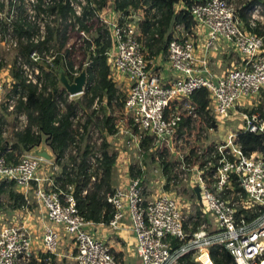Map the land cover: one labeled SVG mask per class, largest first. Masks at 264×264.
I'll use <instances>...</instances> for the list:
<instances>
[{
    "label": "built area",
    "instance_id": "built-area-1",
    "mask_svg": "<svg viewBox=\"0 0 264 264\" xmlns=\"http://www.w3.org/2000/svg\"><path fill=\"white\" fill-rule=\"evenodd\" d=\"M59 3L68 4L74 16L80 18L88 3L95 16L105 24L112 42L105 53L108 80L116 88L122 86L124 113L139 134L152 137L156 146L164 143L173 151L172 139L180 117L172 113L165 118V110L171 103L186 102L200 89L209 94V109L215 125H224L230 115L241 108L239 130L255 134L264 132V117L257 112H248L256 107L253 100L264 90V13L260 5L250 8L246 25L232 0H204L185 5L184 11L194 24L190 32H184L183 25L175 26L182 34L173 37L167 45L166 60L172 74L165 81L161 71L150 69L145 61L144 48L136 38L140 18L134 15L123 18L120 23L114 12L101 18L92 0H0V47L5 52H18L19 43L27 41L16 35L17 21L35 28L28 39L30 43L43 42L47 37V26L54 27L61 22L50 15L48 9ZM71 21L74 22H68ZM78 28L75 24V29ZM256 29L260 33L255 32ZM84 40L91 41V38L84 30H79L77 42ZM224 48L234 53L237 60L219 74L213 73L210 69L212 54ZM56 55L53 49L41 54L31 50L25 59L17 54L14 63L26 83L40 89L44 81L42 70L50 69ZM41 63L46 68L41 69ZM8 68L11 67L8 65ZM80 72L76 68L70 72V83ZM85 87L86 83L75 95L65 91L64 96L67 101H73L83 96ZM61 88L64 89L62 85ZM47 94H52L51 88L47 89ZM19 99L24 101L25 97L10 95L6 104L8 111H14ZM99 105L95 99L91 109L98 111ZM58 106L63 109L61 102ZM184 108L190 109L187 103ZM82 115L79 112L72 118L74 125ZM19 120L22 125L19 130H22L27 123L26 116L22 114ZM77 131L79 137L83 132L81 126ZM119 133L126 134L139 146L140 136L123 127ZM117 134L118 131L111 137L115 139ZM96 157L100 158V155L96 154ZM212 158L216 163L208 161L202 169L194 166L189 170L193 172L191 188L199 189V201L195 196V204L202 215L213 219L215 230L210 235L201 227L188 236L184 229V206L179 197L159 189V194L150 201L143 199V168L140 176L130 178L124 190H114L106 195L113 215L104 225L88 221L78 213L72 186H67L68 192H63L54 185L51 171L48 177L40 176V164L48 161L27 152L15 161H7L0 153V183L14 182L15 189L26 200L25 205L11 210L10 217L5 211L0 212V264H30L32 247L38 243V238L41 252L47 255L46 261L69 247L74 264H120L107 243L96 238L94 233L97 226L117 230L126 217L134 238V254L140 264H180L187 255L202 264L199 259L203 251L209 258L208 248L214 245L223 246L235 264H257L264 259V165L233 145L232 136H228L225 144L214 148ZM92 160L90 163L94 166L95 160ZM206 170H212L211 188L203 178ZM233 182L243 193V199L237 203L223 198L233 191ZM30 191L38 205L35 209L28 206ZM239 209L252 211L256 216L246 222ZM3 220L8 223L2 224ZM171 240L178 243L175 248H172Z\"/></svg>",
    "mask_w": 264,
    "mask_h": 264
},
{
    "label": "trees",
    "instance_id": "trees-1",
    "mask_svg": "<svg viewBox=\"0 0 264 264\" xmlns=\"http://www.w3.org/2000/svg\"><path fill=\"white\" fill-rule=\"evenodd\" d=\"M96 11H99L100 17L114 12L116 20L120 23L123 18L137 16L140 20L136 26V38L144 48V58L150 69L161 71L156 60L165 57L167 45L173 37L180 36L182 32L177 30V24L183 25L184 32H190L193 21L185 11L174 12V7L178 3L190 6L195 1L204 0H142L145 5L152 9L154 15L152 18H145L138 7L141 0H92ZM264 7V0H243L237 5L238 15L242 22L248 23V13L253 5ZM49 14L61 19L54 27L47 26V37L43 42L37 44L30 43L28 39L34 33L35 28L30 25L17 21L15 32L20 37H25L26 42L19 43V54L25 59L27 53L36 50L38 53L55 49L57 53L52 66L46 72L42 70L43 84L40 89L36 85L28 84L15 63L11 66L10 75L14 81L11 94H19L20 98L14 108V112L23 113L26 116L27 123L22 130H15L13 133L14 143L10 150L7 144L0 140V153H3L7 161H15L16 151L28 152L31 148L39 146L44 142L54 156V164L60 167V162L65 157L66 150L73 146L76 149L77 142L81 140L86 133L90 120H96L100 131L104 132L99 144L92 143L85 146L79 156L76 151L70 158V168L60 167L59 176L53 177L54 185L63 192H68L67 186H72V195L76 202L78 213L86 220L95 224L102 223L107 225L112 218L113 209L106 201V195L114 192L113 188V168L116 163L117 155L110 151L111 145L107 142L105 135L112 136L118 129L117 126L123 123L124 129L130 130L135 136H140L139 148L143 153L154 149L153 161L161 169L162 175L167 184L164 190H168V183L174 178V168L176 166H187L188 169L197 166L202 169L208 161L213 164L215 159L209 160L214 148L218 145L208 144L204 132L206 130H218L223 125H215L214 119L209 109V94L207 90L200 89L195 91L186 102H174L165 110L164 117L169 118L172 113H177L180 117L178 129L172 139L173 151L164 143L155 145L152 137L141 136L136 126L132 125V120L123 111L124 95L108 80V65L105 56L106 51L111 48L112 42L105 24L95 16L90 5L87 3L83 7L82 17L74 16L72 9L68 4H55L50 6ZM69 20H74L68 22ZM75 24L79 28L75 29ZM79 30L85 33L93 34L91 41L84 40L77 42ZM260 33L259 29L254 30ZM86 71L87 81L83 96L77 100L67 101L65 90L61 88L58 71H63L68 79H71L70 72L74 69ZM51 88L52 94H47V89ZM9 95V97H10ZM56 98L57 100H55ZM95 99H98L103 114L96 116L97 111L91 110L85 122L73 124L72 118H75L79 112L91 109ZM105 100V105L102 101ZM58 102L63 104L61 110ZM185 103L190 109H186ZM7 107V106H6ZM248 112H257L264 117V111L261 108H253ZM95 118H92V117ZM1 123V121H0ZM81 126L82 133L78 137L77 128ZM221 129V128H220ZM222 144H225L228 136H232V143L238 146L245 155H253L255 159L264 165V132L250 133L243 130L228 131ZM2 135L0 129V137ZM78 137V138H77ZM199 148L203 152L199 155ZM100 155V158L96 157ZM94 158V166L90 159ZM78 161V162H77ZM142 168L129 166V176L135 178L141 175ZM213 170V169H212ZM206 170L203 178L208 187L211 188L212 173ZM94 177V181H91ZM233 191L223 195V198H229L232 193H241V188L236 182L232 183ZM15 189L14 182H1L0 194L6 193L9 200L13 201V208H20L25 205L24 196ZM83 192H85L83 194ZM191 194L195 198L194 190ZM243 194V193H241ZM246 222L254 219L256 214L252 211L239 209ZM200 213L197 212L196 221L193 224L192 232L200 226ZM186 230V225L184 224ZM175 240H171L172 248L177 246ZM107 245L111 253L116 257L119 263H123L126 258L124 255L123 243L118 239H111ZM208 255L213 264H235L229 252L223 246H210ZM43 260L44 256H41ZM53 258V257H52ZM43 264V262H39ZM30 264H37L31 260ZM180 264H198L192 260L190 255L184 256ZM258 264V261H257Z\"/></svg>",
    "mask_w": 264,
    "mask_h": 264
},
{
    "label": "rangeland",
    "instance_id": "rangeland-1",
    "mask_svg": "<svg viewBox=\"0 0 264 264\" xmlns=\"http://www.w3.org/2000/svg\"><path fill=\"white\" fill-rule=\"evenodd\" d=\"M243 2V0H232V2L236 5H238L239 2ZM138 7H140L141 11L145 13V18H152L154 15V11L152 9H149L147 5H145L144 1H140ZM263 13H264V7ZM104 17H107L104 16ZM93 34H89L88 38H93ZM55 50V49H54ZM19 54L17 51H10L5 52L2 47H0V68L1 73H5L3 77L0 79V83L2 84V90L0 91V129L2 132V135L0 137V140L3 141V144H7V149L10 150L12 144L15 142L13 139V133L16 132L15 129L19 130L22 126L19 120V116H21L23 113L19 112H10L8 111L6 104L7 100L9 98L12 84L10 82L6 81L7 75H10L11 68H8V65L11 67L14 63L15 57ZM227 56L229 57V60L236 61L237 57L234 53H232L230 50L227 51ZM162 60L165 59V57H161ZM216 59L211 62L210 69L213 73L215 71H219L216 67L215 63ZM225 63V61H223ZM213 63V64H212ZM226 64V63H225ZM161 66V65H160ZM159 66V67H160ZM229 67V65H226ZM41 69L46 68L43 63H41L40 66ZM216 72V73H217ZM119 86V87H118ZM117 88L122 93V95L125 96V94L122 91V86L118 85ZM12 95V94H11ZM76 97L75 100H77ZM81 98V97H80ZM254 106L256 105L257 108H261V111H264V90H262L257 98L253 100ZM102 105H105V100L102 101ZM100 107V105H99ZM92 109L87 110L86 112H83V115L81 118H79V121L82 120V123L85 122L86 117L89 116L90 111ZM124 111V109H123ZM242 109H236L234 114H231L229 119L225 122V124L220 127L218 130H206L204 132V136H206V143L205 147L208 144H216L220 145L223 142V139L225 136L229 134L228 131L233 132L234 130H239V126L241 125L242 121L240 120L238 113H241ZM103 114L101 108L96 113V116L100 117ZM92 118H95L94 116ZM123 127V123L118 124V134L114 140L115 145H112L110 148L111 152H114L117 155V168H113V176L120 175L122 171V167L124 168L125 165L129 166H135L141 167L144 169V180L142 182V197L146 202L150 201V199L154 198L157 194H159V189L168 193H171L172 195L180 198V203L183 208V216H184V224L186 225L185 233L190 236L193 232V224L196 221L197 212L200 213V219L201 223L200 226L197 228L196 231H198L201 227H204L210 235H213L214 233V226H213V219L207 215H202L198 206L195 204V198L191 194V180H192V171L187 168V166H176L174 168V178L171 179V181L168 183V190H164V185L167 184L165 178L162 175L161 169L159 166L153 161V154L154 149H150L146 151L145 153L142 152V150L139 148V146L135 145V142H133L131 139L128 138V136L124 133H119L121 128ZM124 128V127H123ZM104 136V132L100 131L96 124V120L93 121L90 120V123L88 124L86 133L83 134V137L81 140L77 142L76 149L75 147L71 146L66 150L65 157L60 162V167L64 166L66 168H70V158L73 156V153L76 151V153L81 155V152L85 149V146H90L92 143L99 144L100 139ZM106 136V135H105ZM124 138V143L122 144L121 141ZM46 146V145H45ZM203 152V148H199L198 154L200 155ZM23 151L19 152L16 151V156H21ZM212 158V153L210 155L209 160ZM94 158H91L90 161L93 162ZM78 162V161H77ZM211 164H213L211 162ZM55 167H57L55 169ZM57 166L56 164H53L50 166V171L53 173L52 177L59 176L61 172V168ZM45 168L44 164H40V169L38 170V173L41 177H43V169ZM49 171V172H50ZM15 190V189H14ZM229 199L232 202H238L237 200H242V194L241 193H234L230 194ZM28 206L30 209H35L38 207L37 203L35 202V198L33 197V194L28 195ZM13 201L9 200L6 193L0 194V212L5 211L7 213V217L11 216V210L14 207ZM37 213V211H35ZM8 223L7 220H3L2 224ZM194 231V232H196ZM39 237V236H38ZM37 242L39 243V238L37 239ZM38 243L35 245L38 247ZM41 250V249H37ZM62 253V252H61ZM204 253V252H203ZM65 255V254H64ZM41 256H44L43 260ZM46 256L43 253H39L38 259L43 262V264H65V262L69 259L66 257H57L56 255L51 256L50 261H46ZM204 257V255H203ZM55 258V259H54ZM202 256L200 257V259ZM209 259V258H208ZM210 261V260H209ZM202 262V261H201ZM37 264H40L37 261ZM198 264H201L198 262ZM202 264H208V260Z\"/></svg>",
    "mask_w": 264,
    "mask_h": 264
},
{
    "label": "crops",
    "instance_id": "crops-1",
    "mask_svg": "<svg viewBox=\"0 0 264 264\" xmlns=\"http://www.w3.org/2000/svg\"><path fill=\"white\" fill-rule=\"evenodd\" d=\"M184 10H185V5L183 3H178L174 7L175 13H179L180 11H184ZM228 50H229L228 48H224V49L219 50V51L212 54V58L210 59V63L216 59V61H215L216 67H217V69L220 68L218 72L215 71V73L217 72L216 74H219L220 71L227 69L228 66H226V65H231L233 60H229V57L227 56ZM223 61H225L226 64ZM156 63L158 66L161 65L160 66L161 74H163V77L165 78L164 80L168 81V78H169V76H171L172 73L168 67L167 60L166 59L162 60L161 58H159L156 60ZM3 75H5V73H0V77H3ZM6 81L10 82V84H12V85L14 84V81H13L11 75H7ZM105 138L111 146L112 145L116 146V143H114V140H115L114 138H112L109 135H106ZM117 159H116V163L114 164V169L117 168ZM41 164L45 165V168L43 169V172H42L43 177L50 176L49 175L50 163L43 162ZM144 176H145V174H144ZM130 178L131 177L129 176V167H128V165H125L124 168L122 167V171H121L120 175H118L116 177L113 176V178H112L113 188L115 190H118V189L124 190L127 187ZM17 190L18 189H16V191ZM18 192H19V190H18ZM29 194H33V191L28 192L27 197ZM130 227L131 226H130L129 219L126 217L120 222V226L117 230H110L109 228H107L105 226L104 227L97 226L95 228L94 236L96 238L104 240L106 243H108V241L111 239H118L120 242L123 243L124 255H125L126 260L120 264H140L138 258L134 254V238H133ZM37 249H40V247L34 246V244H33V247H32L33 259L32 260H35L36 262L37 261L41 262L40 259H38V255H39V253H42V252H41V250H37ZM203 255H205L207 257V253L205 251H204V253H202L201 256L203 257ZM56 256L61 257V258L66 257L67 259L70 260V261L67 260L65 262V264H74V261L71 259L70 254H69V247H65L63 252L61 254L56 255ZM203 258H201L200 261H202ZM56 263L58 264L57 260H56Z\"/></svg>",
    "mask_w": 264,
    "mask_h": 264
},
{
    "label": "water",
    "instance_id": "water-1",
    "mask_svg": "<svg viewBox=\"0 0 264 264\" xmlns=\"http://www.w3.org/2000/svg\"><path fill=\"white\" fill-rule=\"evenodd\" d=\"M59 82L65 91L69 94L75 95L83 90V86L86 83L87 76L85 69L81 70L80 74L73 80L72 83L68 80L67 76L63 71H58ZM29 155L40 158L48 162H54V156L52 152L45 146L44 142L37 147L31 148L28 152ZM194 193L199 201V189L194 188Z\"/></svg>",
    "mask_w": 264,
    "mask_h": 264
},
{
    "label": "bare ground",
    "instance_id": "bare-ground-1",
    "mask_svg": "<svg viewBox=\"0 0 264 264\" xmlns=\"http://www.w3.org/2000/svg\"><path fill=\"white\" fill-rule=\"evenodd\" d=\"M204 252V251H203ZM201 257V256H200ZM203 258V257H202ZM200 260V259H199ZM208 260V264H212L211 263V261H209V259H208V257H206L205 255H204V258H203V260H202V262H206ZM258 264H264V259H262Z\"/></svg>",
    "mask_w": 264,
    "mask_h": 264
}]
</instances>
